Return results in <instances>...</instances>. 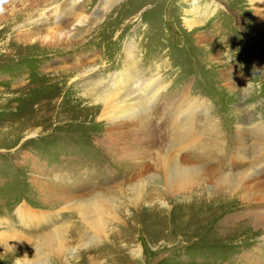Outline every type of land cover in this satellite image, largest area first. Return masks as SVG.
<instances>
[{
    "label": "rangeland",
    "instance_id": "obj_1",
    "mask_svg": "<svg viewBox=\"0 0 264 264\" xmlns=\"http://www.w3.org/2000/svg\"><path fill=\"white\" fill-rule=\"evenodd\" d=\"M206 5L214 12L200 19L207 10L198 11L202 24L190 32L184 17ZM250 5L0 0V264H264V170L235 191L217 186L237 127L249 130L250 158L264 142V135L250 132L264 123V28ZM221 31L226 35L215 39ZM134 47L139 81L156 76L169 85L166 108L178 104L181 115L190 102L207 106L195 115L197 143L179 154L181 165L202 168L187 189L174 187V174L162 164L173 132L155 130L145 142L143 128L157 129L158 115L139 126L112 122L113 110L96 101L94 87L113 83ZM209 63L226 69L227 79ZM205 145L224 148L223 155L199 152ZM98 200L118 219L108 222L101 239L84 218ZM21 206L40 213L41 224L25 228L17 216ZM57 229L64 250L51 253L44 241Z\"/></svg>",
    "mask_w": 264,
    "mask_h": 264
},
{
    "label": "bare ground",
    "instance_id": "obj_2",
    "mask_svg": "<svg viewBox=\"0 0 264 264\" xmlns=\"http://www.w3.org/2000/svg\"><path fill=\"white\" fill-rule=\"evenodd\" d=\"M248 1L251 4L250 7L252 9H254V12L252 13L253 17L256 18L257 20H259L261 26L264 28V0H248ZM193 8H194V10L188 12L189 14L190 13L193 14L192 15L193 17H191V18L187 17V16L184 17V24L190 30V32H192V30L199 28L201 26L202 20H200V19L201 18L205 19L207 17L206 15H209V14H207V12H209V11L214 12V9H212L210 5H206L205 9H203V8L201 9L200 6H194ZM241 9L244 10L243 5H242ZM201 10H207L206 14H203L205 16L199 17L200 19L198 17H194L195 14H198V11L200 12ZM248 26L251 28V24H249ZM251 31L254 34V36L255 35H257L258 37L261 36L260 33L253 32L252 28H251ZM222 34L226 35V33L222 32V31L216 33L215 39L218 35H219V37H221ZM198 36H199V39L204 38L201 36V34H198ZM217 39L219 40L220 38L217 37ZM242 39L243 38L236 36L237 41L241 42ZM261 39L262 38L259 39L260 42H263V40H261ZM135 48L136 47L132 48L133 50L131 48L128 49L130 51L132 50L130 52L129 65L126 67V69L124 71L118 73L116 76H112V77H114L112 80L113 83L110 82V79H108V81L105 79V81H102V82L99 81L101 83H99L98 86L94 87L95 89H93V90L97 93V97H98L96 101L102 103L108 109L113 110L114 115H112V122H118L117 120L123 119L122 121H126V122H133L134 121L136 123V126H139V125H141V122L143 121V120L141 121V119H145V118L151 119V117L153 116V115H151L152 113L153 114L155 113L156 115H158L157 129L156 128L152 129L149 127H146V128L139 127V129L143 128L147 132L146 134L149 135L148 137L146 136V141H145L148 144H149V141H151L153 137H156L159 133L166 131L165 130L166 127H168L173 132L174 143L171 145L170 149L173 151L172 153H174L175 155H174V157L171 158L169 155V154H171V150L169 149L168 150V156L166 155L167 158L165 157L163 159L162 164H163V166H165V164H167V167L169 166V169L167 171L170 172V175H171V173L174 174V176L172 175L173 181H174L173 182L174 184H172V185H174V187H178L181 189H187L189 187H192L193 184H195V182L197 181V178L202 173V168L199 166L197 167L195 165V163H194L195 166H193V167L188 166L187 164H186V166L181 165L182 162L179 161V159H180L179 154L183 153L186 150V148H184L185 146L191 145L195 142V137H196L195 136L196 128H194L195 127V121H194L195 115L200 110H203V111H205V109L207 110V106L205 103L201 104V102L198 100H196L195 102H192V103L190 102L189 107H187V109L185 111H183L181 115L180 114L176 115V113H178V108H179L178 104L176 105L174 103L177 106L176 107L177 110L171 108V106H169V105L166 108V104H163V94H165L169 85L164 82V79L162 77L155 78L156 76L155 77L152 76L150 80L144 79L145 81H143V82L139 81L140 79L142 81L143 76L140 75L138 68H137L138 66L136 63L137 59H135ZM136 55H137V53H136ZM213 55L214 54H212V57L215 58L216 56H213ZM259 55H260V53H259ZM236 56H238V54ZM136 58H137V56H136ZM237 61H239V60H237ZM209 64H210L209 66H211L210 70H213V67H215V70L217 69V66H218L217 63H212V64L209 63ZM237 64H238V62H237ZM215 70H213V73L215 75H217L218 73L221 72L223 78H225L223 72H227V74H228V71L226 69H223L222 71L220 70V72L215 71ZM229 70H230V68H229ZM230 72L232 73L233 71H230ZM254 73L259 74L257 70L256 71L254 70ZM139 76L140 77L142 76V77L138 79ZM236 76L238 77V76H240V74L239 75L236 74ZM225 79H227V78H225ZM241 80H243L245 83H249V81H250L247 78H240V81ZM227 81L229 83V80H227ZM106 82L108 83V85H106ZM109 82L111 84H109ZM122 84H127V85L124 87V86H121ZM105 86H107V87L109 86L110 89L105 91V92L98 93L100 88H104ZM91 88H93V87H91ZM124 88L128 92L127 96L126 97L124 96V97L128 98L130 100L129 101L130 103L127 102V99L124 101L123 100L124 97H120V95H122L121 90ZM187 94H188V92L184 93L182 95V97L185 96L184 97V99H185ZM112 110H111V112H112ZM154 110H155V112H153ZM201 112H199V113H201ZM104 116H106V115L104 114ZM106 119H107V116H106ZM114 124H116V123H114ZM132 128H134V127H132ZM237 128H238V130L236 132H237L238 139L234 140L233 144H231V147H233L232 148L233 150L229 151L230 154L234 153V155L230 156L231 157L230 158L229 153L225 154V156H224L225 162H224V164H222V165H224L225 170L222 174L219 173L220 175H219V178L217 179V184H218L217 186L218 187L227 186V187H229V189L231 191L237 190L239 185L247 179L253 178V180H254V178L258 177L257 171H263L264 170V142L260 143L259 145L254 146V151H253L254 157L250 158L249 157L250 153L248 152L249 147L247 146V144L245 142L246 137L248 136L247 133L249 130H247L244 126H239ZM114 130H116V129H114ZM150 130H152V132H148ZM155 130L159 131V133H154ZM139 131L141 132L142 130H139ZM250 132H252V134L255 133L258 136H263L264 135V123L263 122H258L257 124L255 123L252 126V129ZM177 133H179V134L177 135ZM121 135H123V134H121ZM113 136H115V135H113ZM123 136H121V137H123ZM195 143H197V142H195ZM198 145H200V144H198ZM257 146L258 147L261 146V148L257 149L256 148ZM195 147L196 146H194L193 148H195ZM212 148H213L212 146L205 145L204 148H201L198 151L199 152L201 151L204 154H208L209 152H214V154H219V155L222 154L223 155V152H224L223 149L224 148L217 146L213 151H212ZM255 149H257V150H255ZM200 155H201V153H200ZM216 163H218V162H216ZM204 171H206V170L204 169ZM204 171H203V174H204ZM210 173H212V172H210ZM212 175H214V174H212ZM261 200L264 201V194H263ZM257 202H258V200H257ZM106 203L107 202H105V204ZM93 204H94V207H92V210L90 208L87 209L88 211L86 212L87 213L86 215L84 214V218L85 217L87 218V220L91 226L90 228H92V230L94 231V234L97 237L95 239H101V237L105 238V237H107L108 222L111 219L112 220L113 219L118 220L116 217L117 215L115 214V212H113V209H111L112 206L110 208H108V206L105 205L101 200L95 201ZM111 210H112V212H111ZM89 211L92 213H90ZM39 214H35L34 211H32L31 209H29L25 206H21L17 209V216L19 218V221H21L23 226L25 228H28V229H31L32 227L36 226V224H38L42 221V215L39 216ZM94 234H92V235H94ZM50 235H51L50 237H47L45 235L47 237V238H45V241H44L45 242L44 243L45 248L48 251L50 250L51 253L52 252L62 253L64 250V240L62 238L60 230L57 229L53 233L50 232ZM235 244L238 245L237 243H235ZM256 252H260V251L256 250Z\"/></svg>",
    "mask_w": 264,
    "mask_h": 264
}]
</instances>
